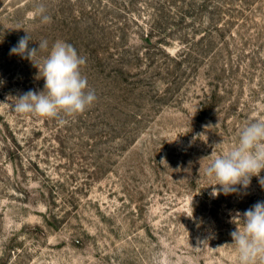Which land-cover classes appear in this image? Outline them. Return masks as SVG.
I'll return each instance as SVG.
<instances>
[{"label": "rangeland", "instance_id": "374dc122", "mask_svg": "<svg viewBox=\"0 0 264 264\" xmlns=\"http://www.w3.org/2000/svg\"><path fill=\"white\" fill-rule=\"evenodd\" d=\"M25 31L85 58L96 99L62 125L11 108L44 88ZM257 119L264 0H0V264H238L264 188L213 196L204 169Z\"/></svg>", "mask_w": 264, "mask_h": 264}, {"label": "clouds", "instance_id": "9594fccd", "mask_svg": "<svg viewBox=\"0 0 264 264\" xmlns=\"http://www.w3.org/2000/svg\"><path fill=\"white\" fill-rule=\"evenodd\" d=\"M45 12L41 5L35 9L34 15L42 23H49L51 17ZM30 39L26 32L10 49V55L27 59L38 68L44 88L39 92L30 89L18 95L11 108L19 115L58 119L62 125L66 122L63 117L82 114L96 99L94 92L88 90L86 77L81 74L85 58L73 45L64 41H56L49 51L46 40L39 42L38 48H30ZM42 51L48 54L41 64H35L34 60ZM210 157L211 162L204 173L214 181L209 185L213 196L247 190L253 177H257L261 188H264V177L261 176L264 172V119L245 124L231 147L222 154L212 152ZM236 219L242 221V227L236 225V230L230 235L238 264H264V201H257L243 213L237 212Z\"/></svg>", "mask_w": 264, "mask_h": 264}]
</instances>
